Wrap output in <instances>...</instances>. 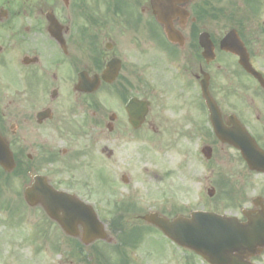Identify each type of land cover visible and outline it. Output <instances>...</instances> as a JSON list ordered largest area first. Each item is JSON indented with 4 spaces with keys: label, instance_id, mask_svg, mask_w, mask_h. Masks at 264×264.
I'll return each mask as SVG.
<instances>
[{
    "label": "flooded vegetation",
    "instance_id": "flooded-vegetation-1",
    "mask_svg": "<svg viewBox=\"0 0 264 264\" xmlns=\"http://www.w3.org/2000/svg\"><path fill=\"white\" fill-rule=\"evenodd\" d=\"M172 5L158 15L152 0H0V133L22 169L34 159L25 144L42 142L44 162L67 174L55 187L93 206L107 239L86 244L89 224L74 236L60 227L70 251L90 250L87 264H181L161 261L162 233L141 219L158 208L92 198L99 174L135 167L130 145L142 139L187 138L191 174L204 172L206 210L245 222L264 208V172L219 139L203 96L205 87L224 127H245L264 150V0ZM99 155L110 166H99ZM97 251L111 259L99 262Z\"/></svg>",
    "mask_w": 264,
    "mask_h": 264
},
{
    "label": "rangeland",
    "instance_id": "rangeland-1",
    "mask_svg": "<svg viewBox=\"0 0 264 264\" xmlns=\"http://www.w3.org/2000/svg\"><path fill=\"white\" fill-rule=\"evenodd\" d=\"M173 140L160 144L148 138L132 143L130 153L134 155L135 167L131 170L122 167L117 172L110 169L106 182L99 174V192L92 198H135L142 201L141 210L159 208L169 217L177 213L188 215L191 210L203 208L209 203L204 172L192 176L187 155L192 145L187 138ZM195 143V148L201 144L198 140ZM43 146L42 142L25 144L27 153L34 155L31 172L43 173L52 184L60 186L66 181L67 174L61 170L60 164L44 162ZM138 149L140 154L136 155ZM99 158V166H110L102 155ZM226 166L230 167V164ZM121 171L126 173L129 183L122 182ZM25 184L24 177L14 179L0 171V264H86L84 260L90 257L89 252L82 255L84 259L70 254L67 238L59 226L46 223L49 218L42 208L26 205L23 198ZM163 241L167 247V240L163 238ZM171 249L179 263L204 264L203 259L192 252ZM260 257L258 262L264 264V254ZM171 259L162 258L161 261L166 263Z\"/></svg>",
    "mask_w": 264,
    "mask_h": 264
},
{
    "label": "water",
    "instance_id": "water-1",
    "mask_svg": "<svg viewBox=\"0 0 264 264\" xmlns=\"http://www.w3.org/2000/svg\"><path fill=\"white\" fill-rule=\"evenodd\" d=\"M219 133L242 150L250 167L264 170V153L246 132L239 130L231 134L219 129ZM0 165L8 172L15 167L9 143L1 136ZM69 197L55 191L42 176L33 177L32 184L25 189V199L29 205L41 204L62 225H65V215L69 208L66 201L72 202ZM150 219L168 237L201 254L211 264H253L250 258L260 251L259 247L264 246V221L261 220L253 221L251 228H244L235 218L205 213H193L191 218L178 216L172 221L159 217Z\"/></svg>",
    "mask_w": 264,
    "mask_h": 264
},
{
    "label": "trees",
    "instance_id": "trees-1",
    "mask_svg": "<svg viewBox=\"0 0 264 264\" xmlns=\"http://www.w3.org/2000/svg\"><path fill=\"white\" fill-rule=\"evenodd\" d=\"M20 170L22 171L23 169L21 168V165L19 164L17 171L20 172Z\"/></svg>",
    "mask_w": 264,
    "mask_h": 264
}]
</instances>
